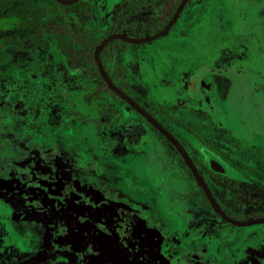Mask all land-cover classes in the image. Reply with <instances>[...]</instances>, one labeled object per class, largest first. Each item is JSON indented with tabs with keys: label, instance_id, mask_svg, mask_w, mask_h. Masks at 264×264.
<instances>
[{
	"label": "rangeland",
	"instance_id": "374dc122",
	"mask_svg": "<svg viewBox=\"0 0 264 264\" xmlns=\"http://www.w3.org/2000/svg\"><path fill=\"white\" fill-rule=\"evenodd\" d=\"M88 1L90 28L98 38L115 22L116 12L122 17L125 10H130L118 0ZM143 1L148 4V0ZM237 2L187 0L170 31L140 44L124 42L113 57L127 70L126 76L131 75L127 90L131 97L177 133L191 152L199 145L191 142L190 131L200 134L202 145L208 147L219 133L209 117L196 113L202 100L192 93L198 74L206 67L237 64L264 79L260 71L264 56L259 53L264 49V0ZM26 3L0 0V264H68L76 257L81 260L78 264H104L85 259L88 252L102 254L99 241L111 247L105 264H119L112 258L118 249L124 259L119 260L120 264H183L181 260H186L188 254L135 262L139 242L149 237L147 232L139 236L133 230V219L138 216L114 226L117 218L103 213L119 214V208L111 206L117 203L132 210L133 206L127 207L123 198L129 195L135 199L146 189L149 192L153 178L175 183V178L173 182L169 178V170L180 173L187 181L185 191L174 189L177 193L200 195L189 171L178 163L175 149L167 140L120 96L104 90L96 75L85 76L67 68L70 53L63 52L62 44L72 36L61 29L68 30L66 26L75 20L74 16L62 14L54 0H31L33 10ZM23 11L32 12L28 27L17 28ZM150 12L156 13L146 7L136 16ZM57 18L62 19L57 23ZM42 25H47L43 33ZM178 39L197 51L196 60L188 59L190 70L177 80L165 77L155 81L148 75L147 85H155L156 94L166 95L169 91L162 87H174L179 81L175 89L178 101L175 104L173 99L174 106L168 107L171 105L164 100L154 101L151 93L143 89L145 84L139 79L146 75L139 70L152 67L146 54L157 55L165 49L169 55L171 43ZM126 46L132 49L133 61L123 55ZM131 65L133 72L129 73ZM102 109L111 111L105 123L98 121ZM183 109L194 114L193 123L176 115ZM150 137L155 144L152 152L148 147ZM236 154L243 160L244 150ZM231 161L246 167L236 159ZM106 163L110 165L108 169ZM158 166L164 170L159 172ZM247 206L250 211L264 210V204ZM164 208L176 212L170 206ZM258 226L261 225L247 228L254 230ZM102 256L99 260L104 259Z\"/></svg>",
	"mask_w": 264,
	"mask_h": 264
},
{
	"label": "flooded vegetation",
	"instance_id": "af4514ba",
	"mask_svg": "<svg viewBox=\"0 0 264 264\" xmlns=\"http://www.w3.org/2000/svg\"><path fill=\"white\" fill-rule=\"evenodd\" d=\"M118 1H120L121 5L124 4L122 0H118ZM237 1L238 0H236V2ZM180 2L181 0H179V2L177 3H175L174 0H148V4H146V2H144L143 0H133L132 4L136 11L130 14L131 17H126L125 19H122V21H120L119 24L121 26H124L127 22L141 20L142 26H145V28L150 29L153 27L154 23H155V26L163 23L164 25L157 31L159 32L171 20ZM173 6H174V10L171 12V10L173 9ZM146 7L150 11L151 10L156 11V13L150 12L151 14L150 15L147 14L148 16L147 15L136 16V14L140 12L142 8H146ZM125 11L126 12L123 14L122 17H124L125 14L129 13V11L127 10ZM90 13H91V8H90ZM165 18H168V19L165 20ZM109 21H110V18H109ZM123 21L124 23H122ZM175 22L172 24L171 28L173 27ZM157 32L153 34H156ZM153 34H150V35H153ZM144 36H149V35H144ZM144 36H140V37H144ZM129 37H133V36H129ZM254 40L255 42L258 43L256 39ZM260 50L261 51L259 53L262 57L264 56V49L262 48ZM231 69H233L234 72L237 74H242V75L250 74L255 80H257L256 91L258 90L260 92V97L263 99L262 103L260 104L258 108L259 112L252 114L255 117L254 120L245 118L243 122L238 121V120L233 121V126L235 127V130H238V131H233L227 126V122L225 118L226 117L225 111H223L222 109V107H224L225 105V102L222 99V97L218 98L217 100L218 103L211 105L205 101L204 96L201 94V86H200V82H201V79L203 78V74L213 73V72L219 73L223 71L225 72ZM126 71L127 70H125V78L131 84V75L126 76ZM260 71L264 72V65L260 67ZM194 89H195V92H192V93H195V95L197 94L202 99L200 101V104L196 106V113L201 114L202 116L207 117V118L209 117L212 123H215L218 126L217 130L219 132L218 134H215V136L213 137L212 146H209L211 148H209L208 145L207 146L203 145V146L207 147L211 151L214 150V152L220 157L221 161L234 171V174L222 173L220 168H218L219 170L213 171L208 166L206 161L204 160L199 146L195 147L192 153L186 147L187 145L184 143V140L181 139L177 133L172 132L170 128H168L161 121L160 122L164 126H166L174 134V136L183 144L188 154L190 155L192 161L194 162L196 168L203 175L215 200L217 201L221 209L227 215L237 220H249V219L264 216V210H251L250 211L247 206L250 204H254L255 206L264 204V79H262V77L260 79L257 78L255 73H253L250 69H245L242 66H238L237 64H231L228 66L217 65V66L206 67L202 70L200 74H198V78L196 82L194 83ZM138 103L142 107H144L140 102ZM254 108L256 110L257 106ZM145 109L148 110V112L150 110L147 108ZM150 113L153 114L152 111ZM228 115L231 117L228 119H232V117L235 116V114H232V112H228ZM237 116H240V115L237 113ZM244 121L246 123H244ZM147 124L149 125L148 122ZM192 131H190V134L193 137L191 142L193 143V141H195L196 144L201 143L200 134H197L196 132H192ZM239 140L240 141L244 140L246 142L242 144V142H239ZM168 143L170 144V142ZM241 145H244L245 148L242 149ZM242 150H244L243 160L242 159L239 160V157L237 156L236 153H239ZM174 152H175V157L178 160V163L180 162L182 164V162L178 158V155L180 154L177 152L176 149ZM232 158L234 159V161L236 159V162H241L245 164L246 167L242 168L240 166H237L236 162H235L236 163L235 165L231 161ZM105 166L107 167V169H108V166L110 167V165H108L107 163L105 164ZM183 166H185V168L189 171L191 178L194 180V181L192 180L194 182V185H196V187L198 188V191L200 190L201 192L200 195L198 193H195L196 196L192 194V192L189 193V196L193 200H195V206H196L195 212L196 214H199V217L197 218L195 223H191L190 225L186 227L187 230L184 231V233H182V235L184 236L183 239L186 242L187 241L186 238L188 237L187 235L188 231L190 229H193V230L200 231V235L206 240V243L199 246L198 250L197 248L191 249L187 247V245L185 246L180 245L179 240H178L179 236L178 234L173 233V231L177 232L176 230L182 224V220L179 217H177L176 214H174V212L171 213L169 211H166L164 207L162 208V212L164 214V217L162 218L166 222L164 223L165 225H162L159 222L160 221L159 219H158L159 221L152 220L153 217L151 215L145 213L138 205H136L135 201L137 199L135 200L132 196L127 195L128 197H124L123 201L127 203V207L133 206L132 210L129 211L128 208H122L120 203H117L111 206L118 207L119 209L116 208V210L119 211V214H115V213L113 214L112 212L108 213V215L105 214L106 212H104L103 214L105 216H109L112 218L114 215L115 217L113 219L117 218L116 222H113L114 226H117L120 221L132 220L133 217L136 218L138 216V218H136L135 221L133 219L132 224H133V227L135 228L133 230L136 231L139 234V236L140 235L143 236L145 235V232H147L149 237L148 238L146 237L147 238L146 242H139V247L137 248V252H136L137 254H135L136 255L135 262L137 263H139L141 258L142 260H145L146 258L148 259L158 258L159 256V258L166 260V258L170 259V257H175L174 255L175 253H185L188 255H187L186 260H181L183 264H222L218 261L217 256H216L217 250L219 248V244H221L222 242L226 240H231V238L235 236V234L238 233L239 229L241 228L248 227V226H254L258 224H264V223H255L251 225L237 226L223 219L212 208L204 191L198 186L197 182L195 181L194 177L191 174V171L186 166V163ZM169 172H172V174L175 175L173 176V178L176 177L177 178L176 180H178V183L173 188L177 190L182 189L184 187V181L182 179L183 176L180 173L172 171V170H169ZM169 178H171V176ZM155 179H156V182L158 180L160 181L158 183H161V180H159L158 177ZM120 192L124 194L123 190H120ZM144 193H147V189L144 191ZM204 197L208 200V205L205 203ZM109 201H110L109 202L110 204L111 199ZM160 204L161 203H159V205ZM107 206L109 205L107 204ZM131 211H133V213ZM154 212H156V210ZM244 216H255V217H251L248 219H239V218H243ZM98 243H99L98 248H100L101 253H102L99 256H102L104 254V256L101 257V259L103 258L104 259L99 260L100 258L96 253H91L90 255H88L89 252L85 254L86 255L85 259L86 261H89V260L103 261V263L105 264V262L107 263V260L109 258L108 257L109 252L110 253L112 252L110 250L111 247L108 246L107 243L102 242V241L101 243L100 241ZM241 250L242 248L240 249V251ZM75 253L77 254V256H79L77 252ZM121 256L122 255L119 249L116 250L114 253H112V258H116L115 261H117V263L119 262V264H120V261L121 262L124 261L123 256L122 257ZM78 258L76 257V261H73V259L70 258L71 261L68 264H78V262L81 261ZM258 260L260 264L264 263V259L262 257L259 258ZM241 263L242 261L234 263L230 261V258H227V261L224 264H241ZM131 264H133V262ZM147 264L149 263L147 262Z\"/></svg>",
	"mask_w": 264,
	"mask_h": 264
},
{
	"label": "crops",
	"instance_id": "0c3cea01",
	"mask_svg": "<svg viewBox=\"0 0 264 264\" xmlns=\"http://www.w3.org/2000/svg\"><path fill=\"white\" fill-rule=\"evenodd\" d=\"M185 40H174L172 44V52L167 55V52L165 49H161L162 51H159V53L156 54H146V57L149 59L148 62L152 63V67L148 68H143L139 71H142L141 73L146 75V78H140L139 82H142L143 89H145L147 92L151 93V98L155 101H162L164 100L163 103H166L168 107L174 106L177 103V96H176V91L179 81H175L174 87H162V90H167L169 91L166 95H163L160 93L156 94L154 92L155 85H147V82L150 81L148 78V75L150 79H154L155 81H159L162 78H165L167 80L174 78L177 80L182 74L187 73L192 65H190L191 61H188L189 58H192L193 60H196L197 57V51L190 48L188 44H186ZM185 47V48H184ZM201 55H203V51H200ZM125 57H129L130 59H134V54L132 52L131 48H128L126 46V49L124 50ZM119 59V56H118ZM120 61V60H118ZM121 63V62H120ZM132 65L130 67V70H128L129 73L133 72ZM130 75V74H127ZM171 84V83H170ZM168 86V85H165ZM150 87V89H149ZM160 87V85H158ZM142 92V89H141ZM192 92V91H191ZM156 94V96L154 95ZM154 95V96H152ZM173 99L175 100L173 102ZM161 103V102H159ZM180 109V108H179ZM175 111V110H173ZM177 116H181L185 121L189 123H193L196 118H193L194 114L191 111H188L186 109L181 110L176 114ZM151 138V137H150ZM152 139V138H151ZM149 141L148 147L150 148V152L153 151L154 148V140L152 139ZM152 141V142H151ZM156 150V149H155ZM156 161L159 162V159L156 158L154 155V158ZM158 171L162 172L164 170L163 166H158ZM170 169V168H168ZM170 176L172 177V182L173 179H177L172 172H169ZM153 178V177H151ZM160 180L161 177H158ZM183 179V178H182ZM154 182V185H151L149 187L150 193H143V195L135 201L136 205H138L145 213L151 215L153 218L152 220H158L162 225H165L166 223L162 217H164V214L162 212V208L165 206L167 207H172L176 212L177 217H179L182 220V224L178 229L176 230L177 232H174L175 234H178V240L180 245H187L189 248H197L201 246L202 244L206 243V240L200 235V231L190 229L188 231V237L186 238V242L183 239L182 233L186 231V227L190 225L191 223H195L197 218L199 217V214H196V206H195V200H193L190 196L189 193H177L176 190H174L175 185L178 183V180H176L175 183H172L171 185L168 183H165L164 181H161V183H158L160 181L156 179H152ZM184 187H186L187 181L184 179ZM161 186L166 187V189L161 188ZM184 187L178 191H185ZM139 195V194H137ZM161 197L163 199V202L161 200ZM155 198V199H154ZM161 200V206H159V200ZM158 203H157V202ZM169 206H167V204ZM164 205V206H163ZM156 210V212H154ZM261 226H258L259 228H256L254 230H251L247 227L241 228L242 230H239V232H242L244 236H240L239 232L235 234L231 238V240H226L219 244V248L217 250V259L220 263L224 264L227 261V258H230V261L232 262H239L242 261L241 264H260L259 258L264 259V224H260ZM171 229V228H169ZM181 235V236H180ZM242 250L240 251V249ZM264 264V263H263Z\"/></svg>",
	"mask_w": 264,
	"mask_h": 264
},
{
	"label": "water",
	"instance_id": "95a60500",
	"mask_svg": "<svg viewBox=\"0 0 264 264\" xmlns=\"http://www.w3.org/2000/svg\"><path fill=\"white\" fill-rule=\"evenodd\" d=\"M56 1L61 4H71L77 0H56ZM186 1L187 0H181L171 20L164 26L162 30H160L156 34L137 38V37L126 36L123 33H112L104 37L95 46L94 49L93 55L96 66L98 68L101 78L104 80L107 87L110 90H112L115 94L120 96L124 101H126L137 113H139L146 120V122H148L151 126H153L154 129H156L177 150V152L181 155V157L185 161L186 166L191 171V174L194 177L195 181L197 182L198 186L204 191L212 208L219 216H221L223 219L237 226L251 225L255 223H264V216L249 220H237L227 215L215 200L203 175L196 168L194 162L192 161L190 155L188 154L183 144L153 114L148 112V110H146L138 102H136L128 93L117 87L112 81V79L109 77V75L107 74L101 62L100 52L105 47V45L112 40L119 39L124 42L139 44V43L155 40L161 37L162 35L166 34L171 28L172 24L177 20ZM200 86H201V94L204 96L205 101L207 103L214 105L218 103L217 102L218 98L222 97L225 99V101L228 102L231 101L234 105L237 106L235 111L236 113L232 112V114H236L234 118L230 120L226 119L227 126L233 131H238L235 130V127L233 126V121L238 120L243 122L245 118L254 120L255 117L252 114L259 112L258 108L260 106V92L258 90L256 91L257 80H255L250 74H245V75L237 74L234 72L233 69L219 73L216 72L206 73L203 74V78L201 79ZM255 93L256 96L252 97L253 94ZM256 106L257 109L255 110L254 107ZM222 109L223 111H225V107H222ZM241 110L243 111L242 114L243 117L237 118V113H240ZM244 123L246 122L244 121ZM198 145L202 152L204 160L213 171L219 170L218 168H220L222 173L234 174V171L231 168H229L225 163H223L220 157L215 152L211 151L210 149H208L207 147L203 146L200 143H198Z\"/></svg>",
	"mask_w": 264,
	"mask_h": 264
},
{
	"label": "trees",
	"instance_id": "16d2710c",
	"mask_svg": "<svg viewBox=\"0 0 264 264\" xmlns=\"http://www.w3.org/2000/svg\"><path fill=\"white\" fill-rule=\"evenodd\" d=\"M26 5H28L30 8L31 4L29 1L31 0H22ZM55 1V0H54ZM124 4H128L129 13L125 14L124 17L121 18L119 13H116V20L114 23H111L108 25L103 33V36L98 38L94 35L92 29L90 28V20H91V13H90V6L89 1L87 0H78L77 2H74L72 4H61L59 2L55 3L59 6L60 11L64 15H72L74 16L75 20L71 22V24L67 29H61V31L66 32L72 36V39L69 41H65L63 45V52L70 53L67 58V68L71 69L72 71L78 72L81 75H96L98 78H96L97 83L101 86H103L104 90L111 93L114 96H117L112 90H110L104 80L100 77L98 68L96 66L93 52L95 49V46L101 41L103 37L106 35H109L111 33H124L127 36H133V37H140L144 35H150L155 32H157L164 24H160L155 26V23L152 28L148 29L145 28V26H142L141 20H135L127 22L124 26L121 28L119 27V22L122 21V19H125L126 17H131V13L136 11L133 7V0H122ZM175 3L179 2V0H174ZM174 10H171V12ZM166 11V9H165ZM31 13V14H30ZM32 15L31 11H23L22 12V18L23 20L20 22V24H17V28H27L29 24V19ZM169 18V17H168ZM168 18H165L168 19ZM62 18H57L58 20H61ZM113 19V18H112ZM111 19V20H112ZM42 24V23H41ZM40 24V25H41ZM61 27L60 24H57ZM121 26V25H120ZM42 33L46 31L47 25L41 26ZM65 33V35H66ZM124 42L122 40L116 39L110 41L108 44L105 45V47L100 52V59L101 62L109 75V77L112 79L114 84L119 87L121 90L127 92L128 88L131 86V84L126 80L125 78V68L120 64L116 63L113 57L116 54V50L118 47H120V44H123ZM128 93V92H127ZM92 96V94H91ZM149 112H151L149 110ZM111 117V111L108 109H102L101 114L98 118V121L105 123L107 122ZM149 126L154 129L150 124ZM156 131V129H154ZM179 160L182 162L183 165H185V162L183 158L178 155ZM205 203L208 205V200L204 197ZM255 216H244L243 218L239 219H248Z\"/></svg>",
	"mask_w": 264,
	"mask_h": 264
},
{
	"label": "bare ground",
	"instance_id": "6f19581e",
	"mask_svg": "<svg viewBox=\"0 0 264 264\" xmlns=\"http://www.w3.org/2000/svg\"><path fill=\"white\" fill-rule=\"evenodd\" d=\"M249 93H251V92H249ZM254 96H256V93L255 94H253V96L252 97H254ZM223 100H224V102H225V105H224V107H225V115H226V119H228V118H231L229 115H228V112H235L236 111V108H237V106L236 105H234L231 101L230 102H228V101H225V99L224 98H222ZM262 98L260 97V104L262 103ZM236 113V112H235ZM240 116H237V118H241V117H243L242 116V114H243V111L241 110L240 111V113H238ZM236 115V114H235ZM232 118H234V116L232 117ZM228 120H230V119H228Z\"/></svg>",
	"mask_w": 264,
	"mask_h": 264
}]
</instances>
